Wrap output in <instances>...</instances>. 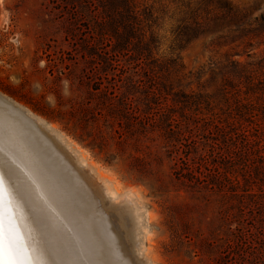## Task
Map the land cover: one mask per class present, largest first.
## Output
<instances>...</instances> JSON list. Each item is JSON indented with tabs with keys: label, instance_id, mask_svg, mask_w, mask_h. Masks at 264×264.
I'll list each match as a JSON object with an SVG mask.
<instances>
[{
	"label": "rangeland",
	"instance_id": "1",
	"mask_svg": "<svg viewBox=\"0 0 264 264\" xmlns=\"http://www.w3.org/2000/svg\"><path fill=\"white\" fill-rule=\"evenodd\" d=\"M227 1L254 16L264 10V0ZM93 3L100 21L101 10ZM147 3L156 9L159 64L179 58L186 83H192L187 91L215 94L220 80L212 63L220 54L207 47L210 36L177 43L167 22V0ZM91 25L84 6L71 0H0V96L53 131L20 111L45 131L42 141L31 143L20 137L24 130L0 118L1 130L14 142L8 149L13 156L5 153L25 166L17 157L29 150L32 167L49 170L47 178L42 175L44 190L64 191L66 203L79 204V215L64 218L83 261L128 262L130 254L137 264H264L261 228L249 200L261 191L237 195L228 187L209 186L211 173L202 168L200 176L201 161L187 157L185 141L179 146L167 139L172 103L147 98L151 85L145 78L136 87L124 85L117 71L105 72L99 56L110 48ZM263 50L254 45L258 55ZM42 147L54 160L39 159ZM56 162L68 169L64 182L60 176L66 171ZM184 169L197 173L200 183L182 178ZM33 174L29 180L36 179Z\"/></svg>",
	"mask_w": 264,
	"mask_h": 264
},
{
	"label": "trees",
	"instance_id": "2",
	"mask_svg": "<svg viewBox=\"0 0 264 264\" xmlns=\"http://www.w3.org/2000/svg\"><path fill=\"white\" fill-rule=\"evenodd\" d=\"M93 1L101 10L100 21ZM71 2L84 6L94 34L110 48L99 56L105 72L117 71L124 85L136 87L145 78L151 85L147 98L172 103L167 105V139L179 146L185 141L187 157L201 161L200 176L202 168L211 173L209 186L228 187L237 195L261 191L249 200L264 252V50L260 55L253 52L255 44L264 46V10L254 16L227 0H167V22L172 23L175 41L189 45L210 36L207 47L220 54L212 63L220 87L210 94L187 91L192 83H186L179 58H167L165 67L159 64L156 9L147 0ZM179 175L200 183L189 169Z\"/></svg>",
	"mask_w": 264,
	"mask_h": 264
},
{
	"label": "snow or ice",
	"instance_id": "3",
	"mask_svg": "<svg viewBox=\"0 0 264 264\" xmlns=\"http://www.w3.org/2000/svg\"><path fill=\"white\" fill-rule=\"evenodd\" d=\"M0 158V264H75L57 260L58 253L69 251L74 240L72 229L56 207V194L44 190L39 174L25 182L20 166L5 153L2 139ZM21 202L28 207L32 219L27 234L15 211ZM56 221L63 226V232L55 228ZM90 264H137V261L129 254L128 262L104 259Z\"/></svg>",
	"mask_w": 264,
	"mask_h": 264
},
{
	"label": "bare ground",
	"instance_id": "4",
	"mask_svg": "<svg viewBox=\"0 0 264 264\" xmlns=\"http://www.w3.org/2000/svg\"><path fill=\"white\" fill-rule=\"evenodd\" d=\"M1 95V94H0ZM7 99V98H6ZM6 99H4L2 96H0V118H4V119H6V120H10L11 121V123H12V127H14L15 129H17V128H19V129H22V130H24L25 131V133L26 134H22V135H20V137L22 138V140H28L29 142H31V143H33L34 141H42V139H44V134H43V132H45V131H41L42 130V128L39 130V129H37L31 122H29V120L28 119H26L24 116H28V117H33L31 114H29L25 109H23L22 107H19L18 105H16L14 102H13V104H11L10 102H8V100H6ZM10 104H11V106L13 107V106H16V108H17V110L20 112H23V113H26L27 115H24V116H22L21 114V112L20 113H18L16 110H14L13 108H11V107H9L10 106ZM19 107V108H18ZM35 117V116H34ZM33 117V118H34ZM37 122H38V124L40 125V126H44V128H46L47 130H49V132H53L48 126H45L44 124H43V122L42 121H40L39 119H37V118H34ZM35 121V122H36ZM38 127V126H37ZM8 133V132H7ZM46 134V133H45ZM57 138H59V140L61 141V143H63V144H65V145H67V146H69L68 145V143L66 142V140L65 139H63L62 138V136L60 135L59 136V134H58V137ZM0 139H2V142H3V147H4V151L6 152V153H8L9 155H11V156H13L11 153H10V151H8V149L10 148V146H9V144L12 142V144L14 143L13 142V139H11L10 137H8V136H6V134L5 133H3V131L1 130V128H0ZM49 140V139H48ZM19 142V141H18ZM20 143V142H19ZM21 145V144H20ZM23 145H24V148L27 146L25 143H23ZM22 145V146H23ZM61 145V144H60ZM64 147H66V146H64ZM73 147V146H72ZM23 148V149H24ZM38 148V147H37ZM74 148V147H73ZM39 149V148H38ZM42 149H43V152L41 153V155L40 156H38L39 157V159H40V157L41 158H44L43 160L45 161V162H47V161H50V160H54V159H52L51 157H50V152H49V154H48V152H47V150H48V148H43L42 147ZM58 149V148H57ZM59 150V149H58ZM73 150V149H72ZM24 151V150H23ZM56 151V150H55ZM56 153V152H55ZM44 156H43V155ZM30 155V152H29V150L26 152H24V153H22L21 152V154H19L18 155V157H17V160L18 159H20V160H22L21 158L23 157L25 160H23V163H24V165L25 166H22V165H19L18 163V165L20 166V169L22 170V178L23 179H25V182H28L29 181V177L30 176H33L34 174L33 173H37V174H41L40 176H42V175H44L46 178L49 176V170L48 169H45L44 167H42V165L41 164H39L40 166H38L36 169L35 168H33L32 167V163H30L29 161H28V159H27V157H31V156H29ZM57 157V156H56ZM0 159H2V158H0ZM79 160V159H78ZM19 161V160H18ZM52 162V161H51ZM5 163H6V161H5ZM52 163H54V161L52 162ZM43 164V163H42ZM76 164V163H75ZM79 164V163H78ZM35 165V164H34ZM55 166L57 167V169H59V168H61V171L63 172V170H64V168L61 166V163L60 162H56L55 163ZM79 166V165H78ZM81 166V165H80ZM85 167V166H84ZM87 167V166H86ZM90 169V168H89ZM64 171H66V173H63L60 177V179L62 180V182H64L65 181V178L67 179L68 178V169H66V170H64ZM33 172V173H32ZM54 172H58L57 170L56 171H54ZM70 175H71V177L72 178H75V176H74V174H72V173H70ZM58 179V178H57ZM56 179V180H57ZM52 180V179H51ZM55 180V179H54ZM93 180V179H92ZM60 181V180H59ZM88 182V181H87ZM74 185V184H73ZM95 186V185H94ZM67 187V186H66ZM45 188V187H44ZM66 189H68V188H66ZM100 189V188H99ZM49 190V189H48ZM69 190V189H68ZM66 191V192H69V191ZM101 191V190H100ZM62 192H64V191H58V190H56L55 191V194H56V207L58 208V210H59V212L60 213H62V219H64V223L65 224H67V221L65 220V218H64V216L65 217H68V216H70V215H72V214H76V215H79V212L81 211L80 209H79V204L77 203V204H75L74 202H71L70 204H68V203H66V201H65V197H64V195L62 194ZM73 194L74 195H77L76 194V191H73ZM99 194V193H98ZM103 196V195H102ZM109 196V195H108ZM113 197V196H112ZM82 200H84V198L82 199ZM81 200V201H82ZM114 200V199H113ZM115 201H117V200H115ZM114 201V202H115ZM113 203V202H112ZM84 203H82V207H84L85 205H83ZM120 204V203H119ZM68 207V208H67ZM93 209V208H92ZM65 210H68L69 212H64ZM15 211H16V215H17V217H19L20 218V224H21V228H22V230H23V232L25 233V234H27L28 233V231H29V229L32 227V219H31V214L29 213V210H28V207L23 203V202H21L20 204H19V206L18 207H16V209H15ZM70 212H72L71 214H70ZM66 213V214H65ZM126 215V214H125ZM76 217V216H75ZM83 217H86V215H83ZM94 217V216H93ZM81 220V219H80ZM85 220V219H84ZM130 220V219H129ZM76 221V220H75ZM78 221V220H77ZM82 222V221H81ZM85 222V221H84ZM54 224H55V228L57 229V230H59L60 232H63V226L58 222V221H56V222H54ZM91 224V223H90ZM105 224V223H104ZM68 225V224H67ZM83 226H84V224H83ZM91 226H92V224H91ZM137 226V225H136ZM69 227V226H68ZM74 229V228H73ZM96 229V228H95ZM83 232V231H82ZM34 235H36L35 233H34ZM138 235V234H137ZM127 236V235H126ZM73 237V236H72ZM85 238V237H84ZM86 239V238H85ZM73 240H74V243L72 244V247H71V249L69 250V251H60L59 253H58V255H57V260L58 261H61V262H63V261H69V262H75V264H87L86 262H85V260L83 261V259H84V256L82 255V250H81V247H80V245L78 246L77 245V243H76V241H75V239H74V237H73ZM86 242H88V241H86ZM90 242V241H89ZM93 241H91L90 243H92ZM111 242V241H110ZM136 242V241H135ZM81 246H82V248L84 249V247H85V243H81ZM137 246V245H136ZM86 248H87V246H86ZM87 250V249H86ZM109 250V249H108ZM121 253V252H120ZM139 256V255H138ZM140 256H141V254H140ZM129 259V258H128ZM113 260H116V259H113ZM141 260V259H140ZM139 260V261H140ZM147 261V260H146Z\"/></svg>",
	"mask_w": 264,
	"mask_h": 264
},
{
	"label": "water",
	"instance_id": "5",
	"mask_svg": "<svg viewBox=\"0 0 264 264\" xmlns=\"http://www.w3.org/2000/svg\"><path fill=\"white\" fill-rule=\"evenodd\" d=\"M48 136V135H47ZM50 138V137H49Z\"/></svg>",
	"mask_w": 264,
	"mask_h": 264
}]
</instances>
